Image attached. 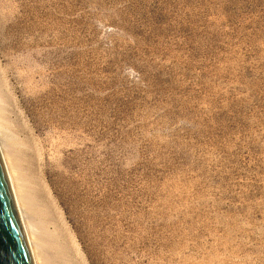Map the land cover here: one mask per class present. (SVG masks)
I'll return each instance as SVG.
<instances>
[{
	"label": "rangeland",
	"instance_id": "obj_1",
	"mask_svg": "<svg viewBox=\"0 0 264 264\" xmlns=\"http://www.w3.org/2000/svg\"><path fill=\"white\" fill-rule=\"evenodd\" d=\"M0 129L39 264H264V0H0Z\"/></svg>",
	"mask_w": 264,
	"mask_h": 264
},
{
	"label": "water",
	"instance_id": "obj_2",
	"mask_svg": "<svg viewBox=\"0 0 264 264\" xmlns=\"http://www.w3.org/2000/svg\"><path fill=\"white\" fill-rule=\"evenodd\" d=\"M0 264H33L0 158Z\"/></svg>",
	"mask_w": 264,
	"mask_h": 264
},
{
	"label": "bare ground",
	"instance_id": "obj_3",
	"mask_svg": "<svg viewBox=\"0 0 264 264\" xmlns=\"http://www.w3.org/2000/svg\"><path fill=\"white\" fill-rule=\"evenodd\" d=\"M1 135H2V132L0 129V158H1V161L3 164L4 172H5V175L7 178V182L9 184V188H10L11 195H12V198H13V201L15 204L17 215L19 217V221H20L21 227L23 229V234L25 236V240L27 242L29 252L31 253L32 262H33V264H39V262L34 257L35 256L34 254L37 250V243L36 242L34 243L33 236L31 234H29V227H28V224H27L26 219H25V212L22 209V203H21L20 198L18 196L19 188L12 178L10 165L5 158Z\"/></svg>",
	"mask_w": 264,
	"mask_h": 264
}]
</instances>
